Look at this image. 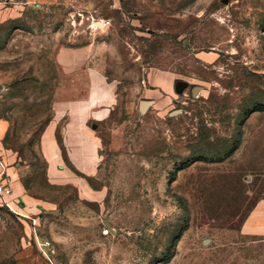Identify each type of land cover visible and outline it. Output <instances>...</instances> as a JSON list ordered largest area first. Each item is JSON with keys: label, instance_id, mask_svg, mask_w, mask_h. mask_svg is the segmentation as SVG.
Segmentation results:
<instances>
[{"label": "rangeland", "instance_id": "374dc122", "mask_svg": "<svg viewBox=\"0 0 264 264\" xmlns=\"http://www.w3.org/2000/svg\"><path fill=\"white\" fill-rule=\"evenodd\" d=\"M224 1L0 0V150L55 261L264 264L242 232L264 199V0ZM53 121L74 172L65 142L99 140L97 172L77 174L101 200L48 181ZM0 225L14 264L22 225L7 207Z\"/></svg>", "mask_w": 264, "mask_h": 264}, {"label": "crops", "instance_id": "0c3cea01", "mask_svg": "<svg viewBox=\"0 0 264 264\" xmlns=\"http://www.w3.org/2000/svg\"><path fill=\"white\" fill-rule=\"evenodd\" d=\"M8 19L9 15L7 12L0 11V27ZM73 135V142L70 139L65 142L69 160L77 172L82 173L86 177L95 175L99 163V140L90 129L89 132H83V137L77 132ZM41 150L47 161L46 175L51 184L75 187L79 199L83 202L102 199L101 191L93 190L85 177L78 175L77 172H74L67 165L65 166L63 151L56 138V124L54 121L47 126L43 133ZM15 162V156L0 150V172L11 180L12 187L11 196L6 197L4 200L0 197V210L7 207L12 213L17 215V220L23 228L21 247L16 253L14 264H48L43 254L48 255L49 249L43 245L41 239L36 236L35 240L32 239V242H30L27 238L32 233L29 228L31 219L37 223L34 214L38 213L41 206L28 194ZM2 226L0 225V227ZM242 232L250 237L264 238V199L259 201L253 208L243 224Z\"/></svg>", "mask_w": 264, "mask_h": 264}, {"label": "built area", "instance_id": "2783aa9c", "mask_svg": "<svg viewBox=\"0 0 264 264\" xmlns=\"http://www.w3.org/2000/svg\"><path fill=\"white\" fill-rule=\"evenodd\" d=\"M34 3H39L41 0H32ZM12 195V187H11V180L4 176L3 173L0 172V197L4 200L6 197ZM43 245L49 249L51 246L49 241L43 242ZM46 262L48 264H62L55 261L49 254H43Z\"/></svg>", "mask_w": 264, "mask_h": 264}, {"label": "water", "instance_id": "95a60500", "mask_svg": "<svg viewBox=\"0 0 264 264\" xmlns=\"http://www.w3.org/2000/svg\"><path fill=\"white\" fill-rule=\"evenodd\" d=\"M228 2H229V0H225L224 4H227ZM153 104H154V101H146V100L141 101V103H140L141 112L145 113L147 111V109Z\"/></svg>", "mask_w": 264, "mask_h": 264}]
</instances>
